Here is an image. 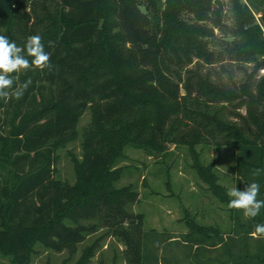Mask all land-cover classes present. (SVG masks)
<instances>
[{
  "label": "trees",
  "instance_id": "obj_1",
  "mask_svg": "<svg viewBox=\"0 0 264 264\" xmlns=\"http://www.w3.org/2000/svg\"><path fill=\"white\" fill-rule=\"evenodd\" d=\"M253 6L233 0L235 24L228 28L213 0H0V34L19 47L39 34L53 66L33 68L16 122L9 135H0V163L12 166L14 176L0 193V250L12 264H32L36 243L76 251L102 228L123 241L128 264L171 263L159 253L166 246L156 232L144 229L143 215L126 209L137 191L115 186L114 167L128 146L158 156L170 143L184 144L194 156L197 144L216 139L218 147L237 148L239 184L259 183L258 199H264V74L228 86L206 69L216 59L209 40L216 29L234 60L264 69V11L257 18ZM37 81L56 86V97L36 92ZM39 94L41 105L23 113L24 102ZM89 106L83 158H73L76 180L68 183L56 177L57 150L77 137ZM198 171L229 205V189L209 168ZM229 209L228 236L186 216L191 231L179 240L188 245L190 264H204L205 252L218 246L226 264H264V236L252 234L264 223V208L254 219ZM99 239L73 264H93Z\"/></svg>",
  "mask_w": 264,
  "mask_h": 264
},
{
  "label": "rangeland",
  "instance_id": "obj_2",
  "mask_svg": "<svg viewBox=\"0 0 264 264\" xmlns=\"http://www.w3.org/2000/svg\"><path fill=\"white\" fill-rule=\"evenodd\" d=\"M222 3V11L225 24L228 28L234 26L233 0H219ZM254 4L253 13L257 18L264 11V0H245ZM216 0H213L215 6ZM210 47L216 53L211 68L216 80L228 86H238L247 76L253 74L260 78L264 69H258L256 62L245 63L233 59V55L226 49L223 43V33L215 30V37L209 39ZM33 68L13 73L15 83L13 89L29 80ZM38 84V85H37ZM36 88L39 93L47 98L56 97L58 89L51 86L47 81H37ZM41 94V93H40ZM38 99L32 97L25 101L22 106L23 113L41 105V95ZM14 97L7 102L0 99V135L5 137L10 134L12 124L16 122L14 114L19 104ZM88 108V107H87ZM245 113V108L241 109ZM92 109H85L81 114L77 125V137L60 146L57 150V174L56 177L68 183L76 180L73 158L81 160L84 154V132L92 122ZM231 117V116H230ZM216 139H210L206 143L195 146L197 152L194 156L188 145L168 144V151L164 155H151L142 148L128 146L125 156L116 166L119 177L115 183L117 188L132 185L137 191L138 199L129 203L126 209L132 213L143 215V227L145 230H154L159 237L160 244L165 248L159 249L160 254H167L171 258L170 264H190L193 257L188 252L183 240H179L182 234L191 231L187 224L186 216L198 224L218 229L225 236L231 233L233 219L227 203L220 201L212 192L209 184L201 177L198 167L209 168L218 177L221 186L231 189L237 187L243 190V183L239 184L236 172L237 148L223 145L218 147ZM29 163L23 164L24 170L29 169ZM13 167L3 166L0 163V193L10 188L13 184ZM91 221L84 220V223ZM166 237V238H165ZM99 239V248L95 252L93 264H128L125 258L126 246L120 238L106 234L105 228L87 237L86 241L79 244L76 251L64 249L54 251L45 248L41 243H36L31 252L32 264H73L83 251L95 240ZM169 238V239H168ZM255 245L256 240H248ZM237 249V248H236ZM189 253V255H188ZM203 256L204 264H226L225 254L222 247L218 246L208 250ZM0 264H12L10 258L0 250ZM228 264V263H227Z\"/></svg>",
  "mask_w": 264,
  "mask_h": 264
},
{
  "label": "clouds",
  "instance_id": "obj_3",
  "mask_svg": "<svg viewBox=\"0 0 264 264\" xmlns=\"http://www.w3.org/2000/svg\"><path fill=\"white\" fill-rule=\"evenodd\" d=\"M49 48H54V42H49ZM51 56V51H45L39 34L28 36L23 47L17 46L7 35L0 34V99L7 102L13 97L17 100L22 98L32 81L29 79L13 89L15 79L12 74L32 68L51 70ZM258 173L259 170L255 174ZM260 189L257 182L246 184L243 190L237 187L229 189L227 194L231 199L228 206L242 210L246 218H256L264 208V199H258ZM252 234L264 236V223L255 224Z\"/></svg>",
  "mask_w": 264,
  "mask_h": 264
},
{
  "label": "water",
  "instance_id": "obj_4",
  "mask_svg": "<svg viewBox=\"0 0 264 264\" xmlns=\"http://www.w3.org/2000/svg\"><path fill=\"white\" fill-rule=\"evenodd\" d=\"M215 3L218 5V7H219L220 9H222V3H221L219 0H216Z\"/></svg>",
  "mask_w": 264,
  "mask_h": 264
}]
</instances>
